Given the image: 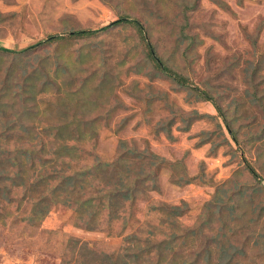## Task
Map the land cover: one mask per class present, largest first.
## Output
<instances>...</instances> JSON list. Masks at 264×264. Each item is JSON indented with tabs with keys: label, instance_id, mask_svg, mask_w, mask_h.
Masks as SVG:
<instances>
[{
	"label": "rangeland",
	"instance_id": "obj_1",
	"mask_svg": "<svg viewBox=\"0 0 264 264\" xmlns=\"http://www.w3.org/2000/svg\"><path fill=\"white\" fill-rule=\"evenodd\" d=\"M118 1L0 0V46L20 49L44 39L49 33H61L65 31V27L68 28L65 34L70 30L96 29L116 19L120 13H130L142 21L144 28L149 25L148 32L144 30L147 36L150 34L148 40L176 71L188 77L195 85L210 89L223 107L236 99V103L234 101L231 104L234 106L238 103L242 120L247 126L240 129L238 144L234 143L222 128L228 142L213 151V145L222 137L216 127V122L222 120L217 116L215 108L208 101H197L188 86H179L157 70L153 72H158V75L152 77L153 73L149 72L150 62L146 61L144 42L140 39V33L130 24L123 23L89 36L67 37L40 46L24 56L14 58L7 53H0V88L10 90V97L7 99L10 102L20 98L17 96L19 84L23 77L37 66L38 54L48 57L54 64L62 60L69 61L73 68L82 54V75H90L94 71L99 77L103 72L114 77V88L109 99L122 107H117L107 119L103 118L99 122L101 126L91 142L69 141L70 145L75 146L74 150L80 157L79 166L91 164L94 157L105 161L112 160L117 155L121 139L127 141L130 146L135 144L140 149L148 146L166 160L163 168L155 173L157 187L147 182L150 187L145 195L135 198L127 225L119 233L118 220L111 223L110 229L106 223L96 231L76 226L79 214L73 202L66 206L51 205L50 211L40 223L29 226L20 218L30 210L32 203L27 196L18 207L16 198L21 197L23 190L21 187L13 188L12 192L16 198L9 208L14 214L5 225H0V264H62L64 258L69 255L65 254L68 236L87 242L97 251L115 250L122 244L124 235H145L146 228H151L147 223L157 221L156 213L154 218L147 217L151 203L180 204L182 200L186 201L189 208L178 217V221L182 226L190 227L198 221L204 203L214 193V185L211 182L222 183L228 179V184H231V178L240 173L237 177L247 182L248 189L252 186L250 184L259 187L258 178L254 180L242 157L259 170V177L264 185V112L260 105L250 102L254 81L259 83L256 92H264V62L255 75L246 70L255 66L259 60L264 61V0H221L224 6H219L213 0H195V6L187 12L186 17L180 13L178 7L162 10L161 13L165 15L157 17L153 13L148 16V13L156 10L142 8L139 0H123L120 5ZM181 38L183 42L178 43ZM12 65H18L14 73L8 71ZM140 66L141 71H136ZM79 76L75 77L79 80L82 77L80 74ZM134 83L141 90V97L135 98L128 94L127 89ZM96 95L95 92L91 93L93 97ZM262 99L264 100V96ZM147 101H150V106ZM169 104H174L173 110L188 112L195 109L199 113L214 115L215 118L204 117L196 120L187 131L179 130L178 119L172 126L175 139L171 140L165 133L157 131L161 123L171 116ZM44 105L45 102L38 101L39 109ZM29 107H34V104ZM103 107L100 105L97 110L105 112ZM12 113L7 109L5 115L0 114V141L6 142L10 149H13L23 136L19 129H8L14 121H18L15 127L20 122L19 117ZM83 118L91 119L92 116L86 115ZM119 124L122 126L117 128ZM202 130L213 131V142L198 144ZM32 135L37 143L42 137L36 131H33ZM258 137L261 138L257 139ZM48 139L47 136L44 137L46 149L53 146V142H48ZM27 144V141L23 143L25 147H30ZM31 145L33 147V144ZM33 154L37 158L31 170V173H36L32 177L37 173L46 176L65 167L62 159L47 161L51 157L50 154H40L36 150ZM10 156L8 155V158ZM180 159L187 175L194 177L190 183L177 182L181 169L174 166V163ZM42 161L46 163L43 164ZM59 175H55V179ZM48 180L52 183L50 177ZM38 198L36 194L35 199ZM255 199L264 206V192L255 194ZM102 215L104 216V210ZM263 227L264 214L257 222L256 230L238 227L237 232L242 229L239 239L244 242V253L238 255L233 264H264V250L261 252L264 237L258 236ZM164 235L162 232L157 237L162 238ZM204 241L203 236H198L196 240H191L183 246L179 244V240L173 260H170L171 254L161 263L156 254L150 260L153 264H182L183 257H188L190 253L192 255ZM213 258H216V253Z\"/></svg>",
	"mask_w": 264,
	"mask_h": 264
},
{
	"label": "trees",
	"instance_id": "obj_2",
	"mask_svg": "<svg viewBox=\"0 0 264 264\" xmlns=\"http://www.w3.org/2000/svg\"><path fill=\"white\" fill-rule=\"evenodd\" d=\"M122 1L119 0L118 5ZM194 1L139 0L142 8L156 10L148 13V16L153 13L157 17L165 15V13H161L162 10L175 7H178L180 13L186 17L187 12L195 6ZM213 1L219 6H224L221 0ZM123 23L132 25L140 33V39L144 42L146 48V61L150 62L151 66L149 72L153 73L152 77L160 72L171 78L179 86H188L194 92L197 101H208L213 105L217 116L222 120L216 122V127L219 128L222 137H220L218 143L213 145L212 150L214 151L216 147L228 142V139L223 135L225 133L222 128L225 129L232 141L238 144L239 131L247 125L242 120L243 116L239 111L238 103L234 106L231 104L234 101L236 103V99L231 100L226 107H223L210 89L195 85L189 81L188 77L176 71L158 54L155 45L148 40L150 34L148 33L147 36L144 30L148 32L149 25L144 28L142 21L130 13H120L116 19L96 29L70 30L65 34L68 30L65 27V31L61 33H49L44 39L20 49L0 46V53H7L14 58L19 55L24 56L45 44L58 42L67 37L89 36L105 32L111 27ZM182 36L186 35L182 34ZM180 42H183V38L178 43ZM193 42L192 38L191 43ZM82 56L81 54L80 60H83ZM36 58H38L37 66L28 72L19 84L20 90L17 96L20 98L10 102L7 100L10 97V90L0 88V114L5 115L6 110L10 109V113L12 111V114L19 117L20 120L17 127H15V124L18 121H14L11 128L6 127L12 130L14 128L19 129L23 134L21 138H27V145L31 147H25L23 143L26 141L21 138H19L20 140L13 149H10L6 142L2 143L0 141V225H5L14 214L9 208L16 198L12 190L15 187H21L23 194L21 197L16 198L18 207L27 196L32 203L30 210L21 215L20 218L29 226L40 223L50 211L51 205L62 204L66 206L73 202L79 214L75 222L76 226L96 231L100 230L105 223L110 229L112 227L111 223L118 220L120 221L118 233L122 232L127 225V219L131 215V205L135 198L146 194L150 187L148 181L152 183L153 187H157L156 171L163 168L166 160L150 150L148 146L140 149L135 144V146H130L127 141L121 139L118 143L117 155L112 160L105 161L99 157H94L91 164L79 166L80 157L74 150L75 146L70 145L69 141L91 142L101 126L99 122L103 118L107 119L117 107H122L121 104L112 103L109 99L114 88V77L107 72L101 73L99 77L94 71L90 74L91 76L82 75L84 68L81 66L80 60L75 63L76 66L73 68V64L66 60L54 64L48 57L38 54ZM263 62L259 60L255 66L246 70H250L255 75L262 68ZM138 65L139 63H137ZM16 68H18V65L16 67L12 65V68H8V71L14 73ZM138 68L136 71L140 72L142 66ZM153 70L158 72H153ZM79 74L82 77L78 80L75 76H79ZM251 77L254 78L255 76ZM8 80L9 78L6 79V81ZM4 84L7 83L4 82ZM253 85L254 92H252L253 97H251L250 102L260 105L264 112V100L262 99L264 92H256L259 85L256 81ZM92 92L97 95L95 97L91 96ZM127 92L129 95L138 98L141 90L134 83L127 89ZM39 100L45 102L43 108L40 109L38 107ZM15 102L18 105H15ZM32 104H34V107H29ZM100 105L104 106L105 112L97 110ZM147 105L150 106V101H147ZM169 105L168 109L171 116L161 123L157 131L165 133L167 138L171 140L175 139L172 134V126L176 120H180L179 130L187 131L196 120L204 117L215 118L214 115L199 113L195 109L188 112H183L180 109L173 110L174 104ZM33 108L35 110H31ZM86 115H91L92 118H83ZM121 126L122 124H119L117 128ZM33 131L40 133L42 136L38 141L39 145L32 135ZM212 134L213 131L202 130L199 133L201 139L198 144L213 142ZM45 136L49 138L48 142H53L50 149H46ZM34 149L40 154H50L51 157L47 161L62 159V164L65 167L46 176L37 173L35 177H32L36 173V171L31 173L37 158L33 154ZM8 155L11 156L8 158ZM66 157H68L67 160H65ZM242 158L254 180L258 178L259 187L256 188L253 184H250L252 186L248 189L247 182L238 179L237 176L240 173L231 178V181H233L231 184H228V179L222 183L211 182L214 185V193L204 203L198 221L190 227H184L178 221V217L189 208L186 201L182 200L180 204L151 203L148 206L147 217L153 216L154 218L156 213L157 221L147 223L151 225V228H146L145 235H141V233L124 235L120 247L109 251H97L90 247L87 242L68 236L65 254L68 253L69 255L64 258L62 264H153L150 259L155 254L157 260L161 263L170 254V260L176 257L175 253L177 251H175V248L179 240H181L179 244L185 246L187 242L191 240L193 242L198 236H203L205 241L192 255L190 253L188 257H183L182 264H201L200 261L203 262L202 264H233L235 258L244 253V242L239 239L242 229L240 228V231L237 232L238 227L244 226L251 228V231L256 230L257 222L264 214V206L255 199V194L264 192L259 170L244 157ZM42 163L44 164L46 161H42ZM174 166L181 169L178 172L177 182L190 183L194 180V177L187 175L181 159L177 160ZM58 174H60L59 177L55 179V175ZM49 177L52 179V183L48 180ZM36 194L39 196L38 199H35ZM103 210L104 216L102 215ZM151 212H154V214ZM162 232L165 235L162 238L157 237ZM253 233L255 232L253 231ZM261 233L258 236L264 237V227ZM263 250L264 247H262L261 252ZM214 253H216L215 259L213 258Z\"/></svg>",
	"mask_w": 264,
	"mask_h": 264
}]
</instances>
